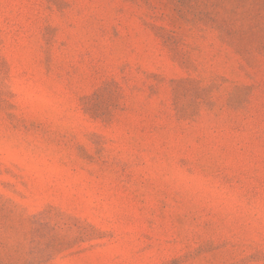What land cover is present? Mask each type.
I'll list each match as a JSON object with an SVG mask.
<instances>
[{"label": "rangeland", "instance_id": "rangeland-1", "mask_svg": "<svg viewBox=\"0 0 264 264\" xmlns=\"http://www.w3.org/2000/svg\"><path fill=\"white\" fill-rule=\"evenodd\" d=\"M0 264H264V0H0Z\"/></svg>", "mask_w": 264, "mask_h": 264}]
</instances>
